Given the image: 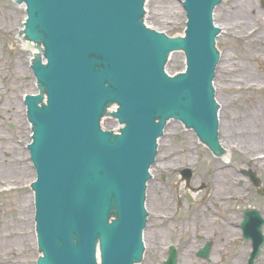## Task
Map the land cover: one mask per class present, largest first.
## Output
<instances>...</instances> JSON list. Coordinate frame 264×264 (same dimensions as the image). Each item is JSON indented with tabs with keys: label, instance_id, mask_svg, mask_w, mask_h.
Instances as JSON below:
<instances>
[{
	"label": "water",
	"instance_id": "obj_1",
	"mask_svg": "<svg viewBox=\"0 0 264 264\" xmlns=\"http://www.w3.org/2000/svg\"><path fill=\"white\" fill-rule=\"evenodd\" d=\"M23 1L25 34L44 45L48 62L33 66L48 105L37 106L42 95L26 100L35 125L30 150L38 179L33 189L39 246L45 253L39 264H97L98 238L103 264L139 262L144 182L163 130L155 120H182L207 143L216 142L211 82L219 61V29L212 12L221 0H186L182 40L145 28L144 0ZM182 1L145 0L146 26L182 36ZM180 50L188 71L171 79L164 66L169 53ZM184 69V55L171 54L166 72L172 76ZM113 101L120 106L114 117L127 125L114 138L100 128ZM102 125L116 128L112 119ZM114 211L118 220L109 224ZM166 264H176L174 249Z\"/></svg>",
	"mask_w": 264,
	"mask_h": 264
},
{
	"label": "rangeland",
	"instance_id": "obj_2",
	"mask_svg": "<svg viewBox=\"0 0 264 264\" xmlns=\"http://www.w3.org/2000/svg\"><path fill=\"white\" fill-rule=\"evenodd\" d=\"M244 1L250 5L245 8L247 12L242 13ZM261 2L222 0L215 9L214 22L221 29V34L216 44L220 62L213 86L220 106L221 143L226 148L231 144L232 153L227 161L215 159L192 131L174 121L167 124L164 137L158 141L157 156L150 169L151 180L147 183L148 218L143 233L145 253L141 264H163L168 258L169 246L178 249L179 264H196L194 251L180 249L176 244L180 238L184 244L187 243L183 239L195 223L196 226L205 224L201 218L206 213L204 203L211 199L217 201L221 195L227 197L237 191L235 188H239L238 181L242 178L237 173L238 168H246L248 162H253L246 157L264 156V143L256 139H262L264 124L257 129L260 135L255 138L234 134L241 129L249 114L258 108L264 109V50L259 54L256 49L258 42L264 43V8ZM25 19L24 7L18 6L15 0H0V52L15 53L12 61H22L23 64L22 76L15 88L19 96L36 92L33 76L26 66L32 52L25 49L17 37ZM252 32L258 33V38L248 43L241 40L242 34ZM247 84L256 85L257 89H247ZM262 117L264 119V113ZM26 131L24 139L28 142L27 126ZM10 147H6L0 161V264H36L41 254L34 233V193L29 188L36 174L26 151L21 149L18 154V148L16 153ZM20 158L22 164L18 160ZM228 165L232 167L227 169ZM251 166L264 175V163L253 162ZM183 169L193 171L189 186L180 176ZM227 182L234 189L220 186ZM200 186L202 190L198 189ZM189 197L193 200L192 206ZM220 227L225 225L222 223ZM159 232L163 236L155 239ZM155 246L159 249L156 250ZM217 257L216 251L213 259Z\"/></svg>",
	"mask_w": 264,
	"mask_h": 264
},
{
	"label": "flooded vegetation",
	"instance_id": "obj_3",
	"mask_svg": "<svg viewBox=\"0 0 264 264\" xmlns=\"http://www.w3.org/2000/svg\"><path fill=\"white\" fill-rule=\"evenodd\" d=\"M0 161L6 152V147L16 152L25 133V120L20 112L19 99L16 91L21 76V66H13L0 53ZM22 64L21 62H18ZM17 64V63H15ZM11 72V73H10ZM248 168H252L249 166ZM254 169V168H253ZM255 170V169H254ZM259 187L246 180L239 185V200L229 201L222 195L220 200H212L209 205V215L203 218V224L193 229L191 246L196 247V255L206 244H211L212 253H218L217 259L202 261L198 264H250L251 252L256 245H261L260 253L253 264H264V178ZM233 186L223 184L226 188ZM230 190V189H229ZM234 205V206H232ZM253 209L256 215L250 218L249 227L245 229L246 211ZM225 227H220L222 223ZM225 234L228 236L226 237Z\"/></svg>",
	"mask_w": 264,
	"mask_h": 264
},
{
	"label": "bare ground",
	"instance_id": "obj_4",
	"mask_svg": "<svg viewBox=\"0 0 264 264\" xmlns=\"http://www.w3.org/2000/svg\"><path fill=\"white\" fill-rule=\"evenodd\" d=\"M249 5L250 4L246 3V1H244L241 4V7H243V8H241L242 13L247 12L245 10V8L247 6H249ZM238 10H240V9H238ZM255 37L258 38V33L252 32V33L242 34V37H241L242 39L241 38L240 39L243 42L248 43L247 41H252ZM21 41L23 42V47L26 49L27 48L26 45H28V43L26 41H24L23 39H21ZM263 47H264V43L262 41L257 43L256 49L259 50V54L263 52V50H264V49H262ZM29 49L34 50V53L37 54V50H38L37 48H29ZM243 68H244V70L246 69L245 66H243L242 69ZM252 86L253 85L247 84V87H248L247 89H257V86L256 85H254L253 87ZM263 113H264V109L258 108L256 110H254L251 114H249L247 116V121L243 122V126H241V129H238V130L234 131V134L235 135L236 134L237 135H247V136H252L254 138H255V136L260 135V133L258 134L259 130H257V129H261L263 127V124H264V119L262 117V114ZM255 130H257V131H255ZM225 132L226 131L224 129V134H225ZM256 139L264 143V134L262 135V139H260L258 137H256ZM222 146L225 148V154H224L225 157H226L225 160H228V158L230 157V154L232 153V151L230 150L231 149V144L229 145L228 148H226L224 144H222ZM246 158H248V157H246ZM217 179L220 180L219 177H217ZM162 236H161V233L159 232V233L156 234L155 239H157L159 237L161 238ZM155 239H154V241H155ZM154 248L156 250L159 249V247H156V246Z\"/></svg>",
	"mask_w": 264,
	"mask_h": 264
}]
</instances>
